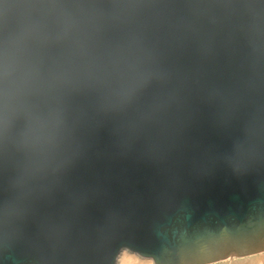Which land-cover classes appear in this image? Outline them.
<instances>
[{
  "label": "water",
  "instance_id": "obj_1",
  "mask_svg": "<svg viewBox=\"0 0 264 264\" xmlns=\"http://www.w3.org/2000/svg\"><path fill=\"white\" fill-rule=\"evenodd\" d=\"M261 185L264 0H0V264H178Z\"/></svg>",
  "mask_w": 264,
  "mask_h": 264
},
{
  "label": "snow or ice",
  "instance_id": "obj_2",
  "mask_svg": "<svg viewBox=\"0 0 264 264\" xmlns=\"http://www.w3.org/2000/svg\"><path fill=\"white\" fill-rule=\"evenodd\" d=\"M258 192L264 193V185L258 188ZM183 235L182 233H178ZM239 248L244 251H259L264 249V234L253 232L239 237H229L222 243H208L201 245L194 254H186L179 258L178 264H205L209 258L216 256L228 248ZM155 259V264H162L159 256L146 254ZM231 259V257L229 258ZM120 264H147L139 257L129 255L127 250L121 256Z\"/></svg>",
  "mask_w": 264,
  "mask_h": 264
},
{
  "label": "clouds",
  "instance_id": "obj_3",
  "mask_svg": "<svg viewBox=\"0 0 264 264\" xmlns=\"http://www.w3.org/2000/svg\"><path fill=\"white\" fill-rule=\"evenodd\" d=\"M127 250L129 255L139 257L147 262V264H155L153 257L147 256L145 253L130 247L119 249L112 257V264H120V259L124 251ZM232 258L231 260L229 258ZM255 257V260L251 258ZM205 264H264V249L259 251H244L239 248H228L222 253L213 256L205 261Z\"/></svg>",
  "mask_w": 264,
  "mask_h": 264
},
{
  "label": "rangeland",
  "instance_id": "obj_4",
  "mask_svg": "<svg viewBox=\"0 0 264 264\" xmlns=\"http://www.w3.org/2000/svg\"><path fill=\"white\" fill-rule=\"evenodd\" d=\"M231 259H232V258H231ZM231 259H230V260H231ZM251 259H252V260H255L256 258H255V257H253V258H251Z\"/></svg>",
  "mask_w": 264,
  "mask_h": 264
}]
</instances>
